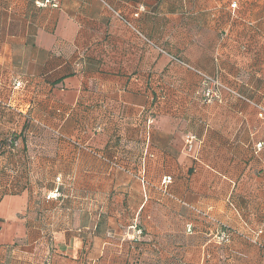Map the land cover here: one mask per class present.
I'll use <instances>...</instances> for the list:
<instances>
[{
    "label": "crops",
    "instance_id": "crops-1",
    "mask_svg": "<svg viewBox=\"0 0 264 264\" xmlns=\"http://www.w3.org/2000/svg\"><path fill=\"white\" fill-rule=\"evenodd\" d=\"M43 1L0 0V137L24 132L34 140L21 151L29 159L23 186L45 185L48 194L60 177V192L69 193L49 201L46 194L41 208L29 189L1 197L0 264H44L47 233L74 250L52 264H264V253L237 237L215 246L197 214L242 233L262 230L264 242V118L254 108L264 109V0ZM143 5L185 12L213 31L211 64L250 102L205 105L190 91L162 94L157 105L148 76H129L120 58L100 60L105 47L91 45L100 36L91 23L102 7L136 15ZM32 122L86 140L104 160L59 145ZM188 133L198 139L196 160L185 151ZM17 160L0 158V168ZM82 182L107 189L86 186L80 196ZM48 213L57 223L51 232Z\"/></svg>",
    "mask_w": 264,
    "mask_h": 264
},
{
    "label": "rangeland",
    "instance_id": "rangeland-1",
    "mask_svg": "<svg viewBox=\"0 0 264 264\" xmlns=\"http://www.w3.org/2000/svg\"><path fill=\"white\" fill-rule=\"evenodd\" d=\"M154 3V0L150 2L151 7ZM140 7H138L136 12L138 16L135 17V14L133 13L135 12L136 8L131 9L132 12L128 15L123 14L122 11L115 15L110 10H108L106 6H103L102 8L104 11H102L105 13V15L100 16V21H98V23H91L92 29H96L98 33H100V36L97 37L91 45L95 47H105V50H101L102 56L110 59V62L114 57L120 58L123 62H126L127 67L125 70L129 75L148 76L150 79V86L157 91L158 95L167 93L170 95L176 92L178 96L185 98L189 92L192 91L190 95L192 99H195V101L198 102L203 101L205 105H212V103H207L203 99L200 89L197 90L199 82L196 74L193 71V68L197 69L198 71L201 70L210 75L215 74V76L218 78L220 77L219 80H221L224 85H229L236 89V87L231 85L229 81L227 82L222 79V67H220V63L214 62L211 64L210 54L216 50L214 46L212 51L210 46L211 42L209 36H211L213 31L210 32L209 30L205 31L203 29H198L193 23L195 18L185 12L178 14L164 13L162 9H160L159 5L158 7L155 6L150 10L146 9L144 5L142 9H140ZM139 33L147 37L149 40L155 43L157 47L162 49L163 54L159 53V55L155 51H150L144 45V43H142L141 38L138 35ZM156 50L160 52V50ZM174 58L179 62L174 60ZM170 60L175 64L171 63ZM158 61L164 62L159 63ZM194 91L195 94H193ZM260 110L264 109L261 108ZM34 123L37 126L40 125L41 127L45 128L49 134H52L53 137L50 136L51 140L57 142L59 145L61 144L64 146H71L79 153L85 152L95 160H104L102 156L101 158H97L90 153V151L96 154H100L101 152L96 150L94 147H91L90 144L86 142V140L82 141L79 138L77 139L67 136L65 133L61 132V127L52 128L43 122ZM99 129V127L95 128L94 132L98 133ZM190 135L194 136L193 134ZM194 137L196 138V136ZM196 140L198 139L196 138ZM33 141L34 140H28L31 145H33ZM77 145L80 146V148H78ZM84 147L89 148L86 150L83 149ZM260 147L261 144L259 147L257 145L258 149ZM60 180L62 181V179ZM60 182H56V184H60ZM162 182L164 185L167 184V182L164 180ZM75 185L81 189L79 190L80 196L85 195L84 193L86 186L97 191H99L102 187L107 189V182H99L92 185L82 182L81 184ZM60 186L61 185H59V187ZM48 188L49 187L45 185L28 188L30 193L34 194L36 201L35 205H37L39 208H41V199L47 194ZM66 191H69V188L66 186L61 188V192L59 189L61 194L60 198H62V195H65ZM73 197H76V195H73ZM67 201L69 202V205L73 204V206H84L86 202L85 200L80 201L79 199H68ZM54 208L55 207L51 206L50 210H53ZM47 215L48 216L44 222L45 224L50 225L48 226V230L51 232L57 224L55 222L56 218L50 213ZM132 230L135 233V230ZM253 232H251V235H253ZM44 236L45 242L48 244V251H51L49 254H46L47 251L43 249L48 260L47 262H44V264H52V259L54 256H60L62 260H64L67 259L68 256H72V254H74L73 249L65 248L63 245L60 246L58 244V240L62 239H55L57 238L56 235L47 233ZM258 236H260L259 232L257 233V236L253 235L252 237L257 238ZM54 251H58L59 253L55 254ZM77 252H79V250H77ZM84 253L85 251H83V254Z\"/></svg>",
    "mask_w": 264,
    "mask_h": 264
},
{
    "label": "trees",
    "instance_id": "trees-1",
    "mask_svg": "<svg viewBox=\"0 0 264 264\" xmlns=\"http://www.w3.org/2000/svg\"><path fill=\"white\" fill-rule=\"evenodd\" d=\"M231 4H230V6H231ZM236 8H237V4H236ZM138 35L141 38L142 43H144V45L150 51H155L158 54L159 53L163 54L162 49L157 47V45L155 43H153L151 40H149L147 37L143 36L140 33ZM156 49L160 50V52L157 51ZM98 57L100 60H102L101 59L102 52L98 53ZM81 59L82 58H79V61L77 63L78 65H79ZM174 60L179 62L175 58H174ZM170 62L175 64L171 60H170ZM104 70H105L104 72H106V73L108 72L106 69H104ZM193 71L196 74L198 82H199V86L197 87V90L200 89L201 92L204 90V86H202L203 85L202 84L203 77L210 78L212 80L216 79L217 81H219V83L220 82L222 83V81L219 80L220 77L218 78L217 76H215V74L210 75V74L205 73L201 70L198 71L197 69H194V68H193ZM129 76H137V75H129ZM221 83H220V85L222 87L219 89V97H220L221 103H219L218 100H214L212 102V105H214V104L226 105V104H229L230 101H239L242 103L244 101L250 102V100L247 99L244 96V94H241L237 89H234L229 85H224L223 83H222L223 84L222 85ZM193 94H195V91ZM161 96H162V94L161 95L155 94L154 98L152 99V102L154 104L157 103V105H158L160 103L159 101L161 99ZM199 102L202 104H205L203 101H199ZM254 108L257 110L258 116L260 118H264V113L260 109H258V106L254 105ZM33 125H34V127H37L38 130L40 129L41 131L45 132L50 139H51V137H53V135L49 134L45 128L41 127L40 125L37 126V125H35L34 122H32V126ZM27 129H29L28 126L25 128V130H27ZM3 135L4 136L0 137V158L5 159L6 161L8 159H12V158H15L16 160L17 159L18 160L16 161L17 164L14 162L15 165L11 168L9 166H5L7 168H0V199L4 195H12V194L17 195V194H21V192L28 189V187L23 186L21 184V181H20L24 177V174H25L24 170H26V166L28 165L27 162L29 161V159L26 156L24 157V154L21 152V151H23V149L25 148V146L28 143V140L25 137L26 134H24V132L19 133V134L15 133V132H11L9 135L8 134H6V135L3 134ZM261 146H262V144H261ZM87 148H89V147H87ZM198 152H199V147L197 148L196 153L194 155H191L193 159L196 160ZM100 155L102 156L101 153H100ZM20 156H22L23 159H21ZM6 164H8V163H6ZM163 180L166 181L167 184L170 182V179H163ZM59 189H60V187H59ZM186 207L187 208L189 207V209L194 210L191 206L186 205ZM197 214L200 218H202V219L204 218V220L207 221V224H209V228L207 231L208 237H209V239L212 240V242L214 243L215 246L229 245L232 242V239L234 237H237V238L241 239L242 241H244L245 243H248L250 245L255 246L260 252L264 253V242L260 241V236L262 234V232H261L262 230H257V229L256 230H248L247 233H242L240 231H237L236 229H233V228L231 229L230 227H228L227 225H225L219 221L216 222L211 217H209L208 214L205 212L197 213ZM132 229H134L136 234H138L136 236H142L143 235L142 234L143 230L140 227V225L135 223L132 226ZM188 231H191V227L187 228L186 232H188ZM251 232H253L252 233L253 235H257L258 232H261V234H260V236H258L256 239L253 240V237H252L253 235H251ZM220 237H223V239H220Z\"/></svg>",
    "mask_w": 264,
    "mask_h": 264
},
{
    "label": "built area",
    "instance_id": "built-area-1",
    "mask_svg": "<svg viewBox=\"0 0 264 264\" xmlns=\"http://www.w3.org/2000/svg\"><path fill=\"white\" fill-rule=\"evenodd\" d=\"M51 4L54 7H57L56 3H54L53 0H44L43 3H40L39 5L41 7H46L47 5H51ZM230 7H231V9L234 10V9H236V4L232 3ZM140 9H142V7H140ZM137 16H138V14L136 13L135 17H137ZM202 84L204 86V90L202 91L203 99L207 103H212L214 100H218V102L221 103V100H220V97H219V89L222 86L218 83V81L216 79L212 80L210 78L203 77ZM261 111L264 113V110H261ZM184 145H185V148H186L185 151L188 154H191V155H194L196 153V151H197V148L199 147V144H198V141L196 140V138L194 136L190 135V134H187L185 136ZM259 146H260V144L258 145V147ZM78 148H80V146H78ZM83 149L87 150V148H85V147ZM90 153L93 156L97 157V158H101L100 154H96V153H94L92 151H90ZM56 182H60V178L59 177L56 178ZM59 185L60 184H57L55 189H53V191H51V193H49L47 195V197H46L47 200H49V199L56 200V199L61 197V194L59 192ZM259 234H261V232H259ZM220 239H223V237H220ZM254 239H256V238H253V240Z\"/></svg>",
    "mask_w": 264,
    "mask_h": 264
}]
</instances>
